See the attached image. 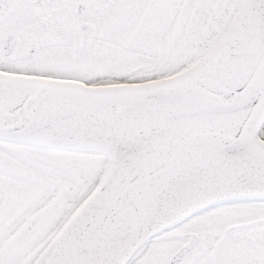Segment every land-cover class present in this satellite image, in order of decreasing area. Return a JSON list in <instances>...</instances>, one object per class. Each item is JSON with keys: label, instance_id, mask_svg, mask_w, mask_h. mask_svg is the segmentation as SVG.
I'll use <instances>...</instances> for the list:
<instances>
[{"label": "snow or ice", "instance_id": "snow-or-ice-1", "mask_svg": "<svg viewBox=\"0 0 264 264\" xmlns=\"http://www.w3.org/2000/svg\"><path fill=\"white\" fill-rule=\"evenodd\" d=\"M0 264H264V0H0Z\"/></svg>", "mask_w": 264, "mask_h": 264}]
</instances>
